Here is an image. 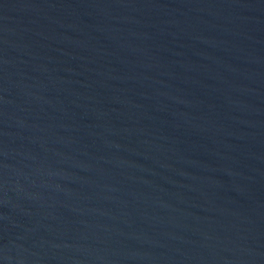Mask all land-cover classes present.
I'll return each instance as SVG.
<instances>
[{"label":"water","instance_id":"1","mask_svg":"<svg viewBox=\"0 0 264 264\" xmlns=\"http://www.w3.org/2000/svg\"><path fill=\"white\" fill-rule=\"evenodd\" d=\"M0 264H264V0H0Z\"/></svg>","mask_w":264,"mask_h":264}]
</instances>
